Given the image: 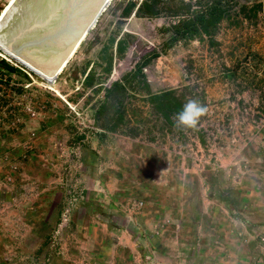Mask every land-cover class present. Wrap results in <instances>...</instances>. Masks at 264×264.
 Listing matches in <instances>:
<instances>
[{
	"label": "rangeland",
	"instance_id": "1",
	"mask_svg": "<svg viewBox=\"0 0 264 264\" xmlns=\"http://www.w3.org/2000/svg\"><path fill=\"white\" fill-rule=\"evenodd\" d=\"M155 1L150 17L144 0H113L51 85L0 54V264H172V217L187 212L181 249L199 264L217 201L264 264L263 0H224L211 39L175 31L173 12L213 0ZM180 86L206 96L184 135L143 102Z\"/></svg>",
	"mask_w": 264,
	"mask_h": 264
},
{
	"label": "water",
	"instance_id": "2",
	"mask_svg": "<svg viewBox=\"0 0 264 264\" xmlns=\"http://www.w3.org/2000/svg\"><path fill=\"white\" fill-rule=\"evenodd\" d=\"M110 1L13 0L0 16V45L40 80H55Z\"/></svg>",
	"mask_w": 264,
	"mask_h": 264
},
{
	"label": "trees",
	"instance_id": "3",
	"mask_svg": "<svg viewBox=\"0 0 264 264\" xmlns=\"http://www.w3.org/2000/svg\"><path fill=\"white\" fill-rule=\"evenodd\" d=\"M155 0H152L150 5H148V0H144L141 10L146 8L147 15L150 17L157 15L155 10ZM225 1H211L204 12L197 10H192V5L190 3L184 4V8H179L173 12L174 16H184L185 18L179 22L177 26L174 27L175 31H181L183 33L189 34L192 37L200 33H204L210 39L212 34L216 30V25L228 16V10L225 5ZM257 12H264V0L262 4L256 6ZM192 10V11H191ZM190 13L184 15V13ZM191 11V12H190ZM142 67L137 65L134 69L126 74L122 81L123 83L128 82L129 79L134 77L136 74L141 75ZM144 77V76H143ZM192 88L190 86H180L177 89L165 91L159 94H146L143 102L149 107L150 117H153L158 120L164 121L169 126H175L176 115L182 111L183 106L187 103L188 100H195L191 98ZM205 94L202 92L201 99L199 103L206 108ZM183 126H179L177 131L179 134L184 135L185 133H191V128H185L181 131ZM191 129V130H190ZM185 132V133H184ZM196 133V132H195ZM199 143L202 147H205V141L202 138V130L199 133H196Z\"/></svg>",
	"mask_w": 264,
	"mask_h": 264
},
{
	"label": "crops",
	"instance_id": "4",
	"mask_svg": "<svg viewBox=\"0 0 264 264\" xmlns=\"http://www.w3.org/2000/svg\"><path fill=\"white\" fill-rule=\"evenodd\" d=\"M206 214L208 219L204 218L205 220L201 224L200 236L202 246L204 245L205 249H203L204 254L198 253V256L202 257H200L199 264H255L256 257L260 258V254H262V248L257 244L259 240H256L257 242L250 247L253 252L252 256L243 254L241 249L243 246H241L242 243L237 238V234L233 233L231 236V232L227 231L224 208L220 206V203L217 201L216 207H208ZM253 218L254 221L260 222L264 220V215L258 212V214L253 215ZM172 221L177 224L176 228L170 233L173 241V245H170V254L173 257L172 264H193L189 262V259L195 257L196 252L190 251L191 249H181L186 244L185 239H189L190 236L183 237V232L179 230L185 223L190 221V214L188 212L183 215L176 214L172 217ZM122 234L123 237L127 234L130 239H133L132 248H137L135 237L129 231H123ZM113 250L115 251L116 248H113Z\"/></svg>",
	"mask_w": 264,
	"mask_h": 264
},
{
	"label": "clouds",
	"instance_id": "5",
	"mask_svg": "<svg viewBox=\"0 0 264 264\" xmlns=\"http://www.w3.org/2000/svg\"><path fill=\"white\" fill-rule=\"evenodd\" d=\"M207 109L196 100H188L184 104L182 111L176 117V125L185 128H195L199 118L206 113Z\"/></svg>",
	"mask_w": 264,
	"mask_h": 264
},
{
	"label": "bare ground",
	"instance_id": "6",
	"mask_svg": "<svg viewBox=\"0 0 264 264\" xmlns=\"http://www.w3.org/2000/svg\"><path fill=\"white\" fill-rule=\"evenodd\" d=\"M12 1L13 0H10V2H9V4L6 6V8L4 9V11L8 8V6L12 3ZM112 1L113 0H111L110 2H107V7H104L103 8V12H102V14L107 10V8L110 6V4L112 3ZM4 11L2 12V14L4 13ZM101 14V15H102ZM100 15V16H101ZM0 54H2V55H4V56H6L7 58H9L10 60H12V61H14L15 63H17V64H24V65H26L27 66V64H25L24 62H22V60H20L17 56H14L11 52H8V50H6L3 46H1L0 45ZM13 58H14V60H13ZM20 62V63H19ZM23 67V66H22ZM25 68V67H24ZM60 76V75H59ZM48 80V82H46V84L48 83V84H53L57 79H55V80H52L51 78H48L47 79ZM49 82H51V83H49Z\"/></svg>",
	"mask_w": 264,
	"mask_h": 264
},
{
	"label": "built area",
	"instance_id": "7",
	"mask_svg": "<svg viewBox=\"0 0 264 264\" xmlns=\"http://www.w3.org/2000/svg\"><path fill=\"white\" fill-rule=\"evenodd\" d=\"M66 215H67V214H66ZM260 243H261V245L264 246V236L260 239Z\"/></svg>",
	"mask_w": 264,
	"mask_h": 264
}]
</instances>
